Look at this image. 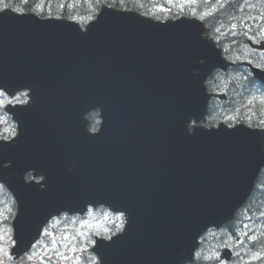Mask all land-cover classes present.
Wrapping results in <instances>:
<instances>
[{
    "label": "water",
    "instance_id": "1",
    "mask_svg": "<svg viewBox=\"0 0 264 264\" xmlns=\"http://www.w3.org/2000/svg\"><path fill=\"white\" fill-rule=\"evenodd\" d=\"M204 30L197 20L159 24L107 8L83 33L64 22L39 21L11 11L0 14V89L11 96L30 92L27 105L8 108L19 123L15 143L0 144V182L22 200L13 252L29 250L60 212L83 213L88 204L107 201L124 204L131 224L113 242L95 249L100 264L189 261L195 245L188 248L190 232L206 214L203 230L211 224L213 200H190L183 189L165 192L161 187L168 185L170 173L146 168V176L140 177L117 171L133 170L139 152L150 147L158 156L160 152L189 162L193 147L168 124L166 107L174 87L183 89L171 110L176 120L198 107L199 100L183 99L198 87L199 75L193 70L208 66L210 47L200 36ZM201 60L207 62L203 65ZM95 110L102 123L91 133L86 115ZM211 132L214 135L193 136L191 143L203 158L207 156L215 180L220 185L243 181L251 188L264 166V132L253 135L260 148L256 152L236 138V131ZM164 142H169L167 152L155 149ZM31 170L44 181L27 184L24 177ZM122 182L151 185L139 214L135 204L140 201ZM90 191L94 198L87 203ZM164 219L169 222L164 237L155 238L152 245L153 230ZM144 221L150 228L143 236Z\"/></svg>",
    "mask_w": 264,
    "mask_h": 264
},
{
    "label": "trees",
    "instance_id": "2",
    "mask_svg": "<svg viewBox=\"0 0 264 264\" xmlns=\"http://www.w3.org/2000/svg\"><path fill=\"white\" fill-rule=\"evenodd\" d=\"M0 1H1L0 8L2 6H12L16 10H19L21 12L24 11L34 12L40 15H45L50 11L53 16L77 18L83 22H86L93 17V15L96 13V10L99 9L102 3H107L117 8L137 7L139 9H145V8H151L154 5V2L157 0H0ZM243 3H245L244 0H227L226 3H218L217 1L209 2L207 3V6L217 9V12L219 14L225 16L228 13L232 14L231 15L232 20L226 22L227 26L225 22H223L224 20L220 21L222 25H225L226 28L229 29L230 26L229 24L233 23V20H237V19L240 20L241 16L246 14V11H244L242 6ZM259 5L255 6V8L259 10L264 9V2L263 3L260 2ZM259 7H261L262 9ZM209 18L210 20L215 21L216 16H211ZM240 23L241 22H239L238 24ZM228 79L232 80V82L234 83L233 85L234 88H237V86H239L237 90H234V88L230 90L231 92H233V94L230 96L229 99L230 108L233 109V111H236L239 115H242V117L245 118L247 121L255 122V124H259V123L264 124V109L253 110L249 108L251 105L259 101L258 99H253V97H251L253 96V92L256 93L260 92L261 94H264V90L255 87L252 84L251 80L249 81V79L246 80L245 86H244V81L241 78L228 75ZM242 86H244L243 90L241 89ZM252 204H255L252 208L255 218L253 221L249 220L246 226L250 230L253 229L254 231L253 237L255 239V243L251 242L247 252L242 251L243 253L241 252L238 255V260L240 261V264H252L248 261L253 260L254 256L259 257L258 262L255 264H264V172L262 173L257 183L256 190L247 208ZM236 224L237 223L229 227L228 234L230 236H234L236 234V229H237ZM224 236L225 235H223L221 238H223ZM1 245L6 246L4 245V243ZM4 253L5 251H2V254ZM201 264H203V262Z\"/></svg>",
    "mask_w": 264,
    "mask_h": 264
},
{
    "label": "rangeland",
    "instance_id": "3",
    "mask_svg": "<svg viewBox=\"0 0 264 264\" xmlns=\"http://www.w3.org/2000/svg\"><path fill=\"white\" fill-rule=\"evenodd\" d=\"M199 1L196 0L195 3H192L191 0H166L164 9L175 13L186 10L188 12L199 13L201 17H205L206 14L204 12H198ZM254 16L256 15L253 14L251 20L255 19ZM232 28L237 30L238 26L234 25ZM232 37H235V35L232 34ZM238 58L237 56L236 59ZM238 61L242 60L238 59ZM4 118L5 116L0 109V123L4 122ZM87 216L84 220L74 219L68 221L60 219L55 221L46 232V238H49V241L45 242L41 248L37 247L36 250L43 252L42 257H47L52 261V264H82V260L76 258V255L79 251L81 253L86 248L91 234L107 231L109 223H113L115 220L109 214H101L99 211H91ZM220 243H223L222 240L216 241L212 249L215 250L214 254L210 253L209 255L207 253L205 258L210 259L213 255L217 257L216 251L220 247ZM216 257L215 259H217ZM204 264H207V262L204 261Z\"/></svg>",
    "mask_w": 264,
    "mask_h": 264
},
{
    "label": "bare ground",
    "instance_id": "4",
    "mask_svg": "<svg viewBox=\"0 0 264 264\" xmlns=\"http://www.w3.org/2000/svg\"><path fill=\"white\" fill-rule=\"evenodd\" d=\"M215 1H217V0H200L199 1V4H198V12H202V13L204 12L207 15L208 14L207 12L210 11V12L213 13L214 16H216L215 21H214V27L220 32V41L224 44V46L228 50H231V49L233 50L235 48H241V46L246 47V41L249 38L256 37V34H259V35L264 34V16H263L264 9H262L261 7H259V8H261L262 10H259V9L255 8V6L259 5L258 4L259 2L263 3V0H253V1H251V0H244L245 3H243L242 6H243L244 11H246V14L243 15V16H241L240 20H238V19L237 20H233V23L229 24L230 25L229 26V29L226 28V26H227L226 22L232 20L231 19V15L232 14L231 13H228L225 16V15L219 14L217 12V9L211 8V7L207 6V3H209V2H215ZM253 9H256V10H253ZM259 11H261L260 12L261 14L259 13ZM253 14L256 15V16H254L255 19L254 20L252 19L253 20L252 21L251 20V17H252ZM221 20H224L223 22H225L226 26L225 25H222L220 23ZM239 22H241V23L238 24ZM234 25L238 26V29L236 28L237 30H235V29L232 28ZM232 34H234L236 38L235 37H232ZM238 57H239L238 59H241L242 61H249L247 57L246 58L245 57L243 58V57H241L239 55H238ZM238 59H236V62H240V61H238ZM249 62H251V61H249ZM245 74H249V73L245 72ZM227 77H228V75H227ZM249 81H250V79H249ZM239 84H240V81H239ZM246 87H247V85H246ZM261 95L264 96V94H261ZM251 97H253V99H258V100L261 99L256 94V92H253V96H251ZM0 109L2 111V106L0 107ZM248 222H249V220H247V219H239L237 221V224H236V228L237 229H236V234L234 236H230L228 234V231H229V228H228L225 236L223 238L220 237L218 239V240H222V242H223V243H220V247L221 246H233V240L235 238L240 237V236H245V237L248 238L246 240L245 245L242 246V247H235V250H236V252H237L238 255L242 251L243 252H247L248 247L250 246V244L252 242V241L249 240V237H253V235H254L253 229L250 230L246 226ZM260 224H261V221H260ZM257 230H259V229H257ZM214 252H215V250H211L210 253H213L214 254ZM208 253H209V251H208ZM42 254H43V252L37 251L35 249L34 252H33V254H32V256L42 257ZM215 257L216 256L213 255L212 257H210V259L205 258L204 260H202L200 262V264L202 262L204 264V261H206L207 264L208 263H211V264L220 263L217 259H215ZM248 262H250L252 264H255V263L258 262V259H253V260L248 261ZM235 264H240V261L238 260Z\"/></svg>",
    "mask_w": 264,
    "mask_h": 264
},
{
    "label": "flooded vegetation",
    "instance_id": "5",
    "mask_svg": "<svg viewBox=\"0 0 264 264\" xmlns=\"http://www.w3.org/2000/svg\"><path fill=\"white\" fill-rule=\"evenodd\" d=\"M256 36H259V34H256ZM243 48H246V47H243V46H241V49H243ZM239 56H241V57H247L248 58V60L249 61H253V60H255L254 58V56L252 55V54H250V53H248L246 50H243V52L241 53V54H239ZM259 58V57H258ZM255 63V62H254Z\"/></svg>",
    "mask_w": 264,
    "mask_h": 264
},
{
    "label": "snow or ice",
    "instance_id": "6",
    "mask_svg": "<svg viewBox=\"0 0 264 264\" xmlns=\"http://www.w3.org/2000/svg\"><path fill=\"white\" fill-rule=\"evenodd\" d=\"M191 2H192V3H195L196 0H191ZM217 2H218V3H226L227 0H217ZM0 10H6V9H0ZM261 131H264V129H261ZM245 235H246V234H245ZM249 240L252 241L253 243H255V239H254L253 237H249ZM241 243H242V241H241ZM0 251H2V250H0ZM253 258H254V259H259V257H256V256H254ZM0 264H3V261H2V260H0Z\"/></svg>",
    "mask_w": 264,
    "mask_h": 264
}]
</instances>
